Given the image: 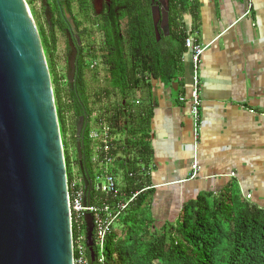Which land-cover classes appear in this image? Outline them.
Returning a JSON list of instances; mask_svg holds the SVG:
<instances>
[{
  "label": "trees",
  "instance_id": "trees-1",
  "mask_svg": "<svg viewBox=\"0 0 264 264\" xmlns=\"http://www.w3.org/2000/svg\"><path fill=\"white\" fill-rule=\"evenodd\" d=\"M25 1L36 21L50 75L70 205V187L77 179L73 163L79 177L75 188L83 190L76 150V127L83 111L86 127L82 153L84 167L92 181L87 202L101 206L106 200L111 205L112 202H128L135 195L110 227L105 240L104 264H264V207L245 201L235 190L225 197L199 196L185 204L176 221L166 224L159 232L150 213L143 210L150 190L142 171L148 165L151 150L145 124L136 125L138 112L135 114L132 109V93L146 88L149 76L170 81L181 68V56L187 51L185 39L190 35L183 26L182 16L188 13L196 19L197 0H168L170 34L162 36L158 42L150 15V0H117L116 10L105 14L99 28L101 48L87 56L99 61L105 75L104 86L99 88L95 99L107 101L95 117V129L90 125L93 110L85 75L91 71L96 81L97 69L79 65L75 87L71 90L68 83L63 82L66 74H61L57 66L56 29L62 32L63 27L54 17L50 24L45 19L40 21L33 9L36 0ZM102 125L109 128L111 136H124L117 149H113L115 140H110L109 154L118 157L113 162L114 168L107 171L98 168L93 161L94 148L99 143L95 144L90 138L91 131ZM118 172L122 180L119 184L115 182L117 197L95 191L97 177L108 173L115 179ZM79 223L72 211L74 247L77 236L85 233L84 222ZM85 253L87 264H98L95 256L91 261L88 250ZM73 257L76 258L75 248Z\"/></svg>",
  "mask_w": 264,
  "mask_h": 264
},
{
  "label": "crops",
  "instance_id": "crops-1",
  "mask_svg": "<svg viewBox=\"0 0 264 264\" xmlns=\"http://www.w3.org/2000/svg\"><path fill=\"white\" fill-rule=\"evenodd\" d=\"M196 14L195 20L182 16L204 46L196 133L188 104L190 51L172 80L149 76L148 86L132 93L136 125L145 124L151 150L142 171L150 190L143 210L157 231L203 194L225 197L235 190L264 207V0H197ZM123 139L113 135V149ZM96 156L95 147V163ZM113 162L98 168L107 171ZM121 180L118 172L115 182Z\"/></svg>",
  "mask_w": 264,
  "mask_h": 264
},
{
  "label": "water",
  "instance_id": "water-1",
  "mask_svg": "<svg viewBox=\"0 0 264 264\" xmlns=\"http://www.w3.org/2000/svg\"><path fill=\"white\" fill-rule=\"evenodd\" d=\"M50 24L51 13L41 0ZM156 41L168 37V0H151ZM67 59L72 89L76 51ZM85 112L76 127L77 161L87 204L92 181L84 167ZM94 261L93 220L84 215ZM0 264H73L63 149L50 75L25 0H0Z\"/></svg>",
  "mask_w": 264,
  "mask_h": 264
},
{
  "label": "built area",
  "instance_id": "built-area-1",
  "mask_svg": "<svg viewBox=\"0 0 264 264\" xmlns=\"http://www.w3.org/2000/svg\"><path fill=\"white\" fill-rule=\"evenodd\" d=\"M185 48L191 52V64H192V81L189 90L188 104L189 112L194 123V131L196 133L199 126L200 116L199 110L201 105L200 100V88H199V75L198 69L200 65V57L204 51V46L198 43L193 36H188L185 39ZM95 65V64H94ZM183 101V97L180 98ZM92 141L99 143L96 147V161L99 165L107 167L112 164L113 157L110 152V140L112 136L109 133V128L106 125H102L99 129L92 130L90 133ZM76 182H74L71 189V205L68 194V205L70 210V216L73 213L76 215V220L80 221L79 224L84 222V215L90 214L93 220V248L96 249L95 257L98 264H104V249L105 240L109 233L111 225L118 219L120 213L127 207L128 203L135 197L133 195L128 202H118L110 205L108 201H104L101 206L90 205L89 203L83 204L85 197L82 189L75 188ZM95 191L104 193L112 198L118 196L119 192L115 185V179L108 173H105L102 177H97L94 183ZM68 191V188H67ZM76 252V258L73 257V264H87L85 244V233L79 234L75 240V247L72 240V251Z\"/></svg>",
  "mask_w": 264,
  "mask_h": 264
},
{
  "label": "flooded vegetation",
  "instance_id": "flooded-vegetation-1",
  "mask_svg": "<svg viewBox=\"0 0 264 264\" xmlns=\"http://www.w3.org/2000/svg\"><path fill=\"white\" fill-rule=\"evenodd\" d=\"M46 1L50 9L51 19L54 17L57 24L63 27L62 32L58 28L56 29L57 37L60 35L63 38V47L60 53L58 48L59 40L57 42V66L59 69V64L62 62V67L65 69L64 74H66V80H63V82H67L69 88L71 89L67 79V59L72 52L71 46H73L76 51L75 73L76 68H78L79 65L83 66V68L88 66L89 70L96 69L99 66V61L97 59L92 61L87 56L89 54L97 53L101 48L102 37L99 33L101 21L106 13L116 10L115 6L117 0ZM39 4L41 10L43 11V18L46 20L44 16V7L42 6L41 0H39ZM149 4L151 15V9L153 6L151 0ZM85 81L88 84L86 75ZM74 83L75 75L71 90H73L75 87ZM84 112L85 111H83V113Z\"/></svg>",
  "mask_w": 264,
  "mask_h": 264
},
{
  "label": "rangeland",
  "instance_id": "rangeland-1",
  "mask_svg": "<svg viewBox=\"0 0 264 264\" xmlns=\"http://www.w3.org/2000/svg\"><path fill=\"white\" fill-rule=\"evenodd\" d=\"M29 8V6H28ZM33 9L34 11L37 13L38 17H40V21L44 22V18H43V15H42V10L40 8V4H39V0H36L35 3L33 4ZM30 10V8H29ZM32 16V15H31ZM33 19V18H32ZM34 21V24L36 26V21L33 19ZM58 40H59V45H58V48H59V53L62 51V47H63V38L59 35L58 36ZM97 69V73H98V78L96 81H94L91 77V71H88L87 74H86V79H87V82H88V92H89V103H90V107L92 108L93 110V114H92V117H91V129H95V117L100 113V111L102 110V108L104 107V105H106V99H103L102 101L98 102L95 97L98 92H99V88L103 87L104 86V72L103 70L101 69L100 65L96 68ZM59 72L61 74H64L65 73V69L62 67V62H60L59 64ZM73 148V147H71ZM72 158H74V155L72 153ZM73 169H74V173L75 175L77 176V179H76V182L79 181V177L77 175V168L75 166V163H73ZM169 219V218H168ZM174 218H171L170 220L172 221ZM168 221V220H167ZM167 224H170V223H167ZM157 227H158V224H155ZM159 232V231H158Z\"/></svg>",
  "mask_w": 264,
  "mask_h": 264
}]
</instances>
